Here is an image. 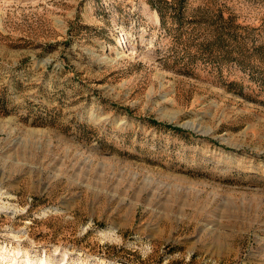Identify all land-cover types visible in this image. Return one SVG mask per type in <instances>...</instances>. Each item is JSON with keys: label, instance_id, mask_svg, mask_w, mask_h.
Masks as SVG:
<instances>
[{"label": "rangeland", "instance_id": "374dc122", "mask_svg": "<svg viewBox=\"0 0 264 264\" xmlns=\"http://www.w3.org/2000/svg\"><path fill=\"white\" fill-rule=\"evenodd\" d=\"M153 1L0 0V264H264V0Z\"/></svg>", "mask_w": 264, "mask_h": 264}, {"label": "trees", "instance_id": "16d2710c", "mask_svg": "<svg viewBox=\"0 0 264 264\" xmlns=\"http://www.w3.org/2000/svg\"><path fill=\"white\" fill-rule=\"evenodd\" d=\"M149 3L151 4L152 8H154L159 16L161 17V19H163V8L162 6H158L156 2H154L153 0H149ZM181 7V0H173L172 4H170V14L173 16V17H176L177 15V12H179V9ZM154 124H157L156 122H153ZM166 128H169V129H173V130H176V131H182V129L179 127H175L173 126L172 124H165V123H162ZM162 124H159V125H162Z\"/></svg>", "mask_w": 264, "mask_h": 264}, {"label": "bare ground", "instance_id": "6f19581e", "mask_svg": "<svg viewBox=\"0 0 264 264\" xmlns=\"http://www.w3.org/2000/svg\"><path fill=\"white\" fill-rule=\"evenodd\" d=\"M123 38H124V36H123ZM124 41H125V39H123Z\"/></svg>", "mask_w": 264, "mask_h": 264}]
</instances>
